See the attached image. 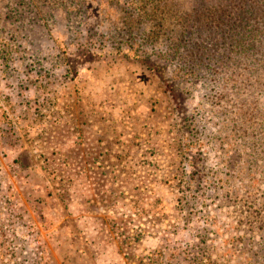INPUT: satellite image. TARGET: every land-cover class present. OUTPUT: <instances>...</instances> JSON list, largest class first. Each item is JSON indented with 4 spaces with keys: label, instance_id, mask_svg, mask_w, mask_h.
<instances>
[{
    "label": "rangeland",
    "instance_id": "374dc122",
    "mask_svg": "<svg viewBox=\"0 0 264 264\" xmlns=\"http://www.w3.org/2000/svg\"><path fill=\"white\" fill-rule=\"evenodd\" d=\"M137 9L0 0V264H264V37L187 92L186 132Z\"/></svg>",
    "mask_w": 264,
    "mask_h": 264
},
{
    "label": "trees",
    "instance_id": "16d2710c",
    "mask_svg": "<svg viewBox=\"0 0 264 264\" xmlns=\"http://www.w3.org/2000/svg\"><path fill=\"white\" fill-rule=\"evenodd\" d=\"M171 1L134 0L138 4V15L151 27H156L155 33L166 36V44H170L166 52L169 53L167 56L174 57V72L157 73L153 66L149 68L168 91L181 130L189 132L191 126L185 100L190 94L187 92L201 80L217 84L227 78L223 73L229 70L226 68L238 66L236 62L252 50H261L259 38L264 37V29L259 25L264 23V0H197L190 12L183 13L176 5L169 4ZM171 18L176 21L168 28L166 23ZM184 82L189 83L187 90L183 87L187 84ZM187 146L184 166L190 170L194 167L195 157L190 145ZM210 261L208 264H216V261Z\"/></svg>",
    "mask_w": 264,
    "mask_h": 264
}]
</instances>
